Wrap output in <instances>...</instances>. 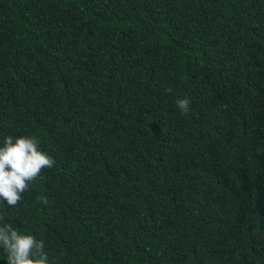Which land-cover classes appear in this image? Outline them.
Instances as JSON below:
<instances>
[{"label": "trees", "instance_id": "1", "mask_svg": "<svg viewBox=\"0 0 264 264\" xmlns=\"http://www.w3.org/2000/svg\"><path fill=\"white\" fill-rule=\"evenodd\" d=\"M8 136L48 264H264V0H0Z\"/></svg>", "mask_w": 264, "mask_h": 264}, {"label": "clouds", "instance_id": "2", "mask_svg": "<svg viewBox=\"0 0 264 264\" xmlns=\"http://www.w3.org/2000/svg\"><path fill=\"white\" fill-rule=\"evenodd\" d=\"M166 92L170 93L171 88ZM182 114L190 107L188 98L177 101ZM55 161L39 150L35 137L4 139L0 147V201L15 207L28 190L29 183L36 180L42 170L50 169ZM47 203V197L38 198ZM0 216V220H3ZM0 246L7 253V264H48V254L44 250V242L36 240L32 235L19 234L10 224L0 226Z\"/></svg>", "mask_w": 264, "mask_h": 264}]
</instances>
